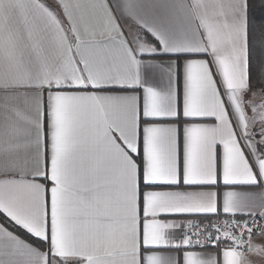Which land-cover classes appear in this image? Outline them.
Segmentation results:
<instances>
[{
  "label": "snow or ice",
  "instance_id": "6c2138e0",
  "mask_svg": "<svg viewBox=\"0 0 264 264\" xmlns=\"http://www.w3.org/2000/svg\"><path fill=\"white\" fill-rule=\"evenodd\" d=\"M258 257L264 0H0V264Z\"/></svg>",
  "mask_w": 264,
  "mask_h": 264
},
{
  "label": "trees",
  "instance_id": "16d2710c",
  "mask_svg": "<svg viewBox=\"0 0 264 264\" xmlns=\"http://www.w3.org/2000/svg\"><path fill=\"white\" fill-rule=\"evenodd\" d=\"M259 17H260V13L257 11V12L255 13V18L258 20ZM17 234L20 235L21 237H23V238L29 240V242H32L31 239H30L29 237L25 236V234H24L22 231L17 230Z\"/></svg>",
  "mask_w": 264,
  "mask_h": 264
},
{
  "label": "crops",
  "instance_id": "0c3cea01",
  "mask_svg": "<svg viewBox=\"0 0 264 264\" xmlns=\"http://www.w3.org/2000/svg\"><path fill=\"white\" fill-rule=\"evenodd\" d=\"M23 238V237H22ZM25 239V238H24ZM257 264H264V257L257 258Z\"/></svg>",
  "mask_w": 264,
  "mask_h": 264
}]
</instances>
